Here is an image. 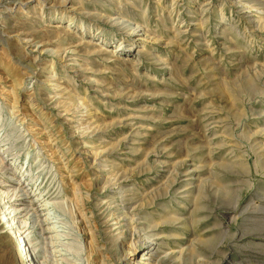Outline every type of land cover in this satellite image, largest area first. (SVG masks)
I'll return each mask as SVG.
<instances>
[{"label": "rangeland", "instance_id": "374dc122", "mask_svg": "<svg viewBox=\"0 0 264 264\" xmlns=\"http://www.w3.org/2000/svg\"><path fill=\"white\" fill-rule=\"evenodd\" d=\"M0 189L33 264H264V0H0Z\"/></svg>", "mask_w": 264, "mask_h": 264}, {"label": "bare ground", "instance_id": "6f19581e", "mask_svg": "<svg viewBox=\"0 0 264 264\" xmlns=\"http://www.w3.org/2000/svg\"><path fill=\"white\" fill-rule=\"evenodd\" d=\"M263 12V11H262ZM72 25V23L69 25V26H71ZM136 27H139L140 26V28H141V25H139V26H137V25H135ZM141 29H143V27L141 28ZM139 30V29H138ZM144 30V29H143ZM140 31H142V30H140ZM133 32V31H132ZM137 33V32H136ZM141 33H143V32H141ZM146 33V32H145ZM140 34V33H139ZM143 35V34H142ZM148 35H150V34H148ZM145 36V35H144ZM141 37V36H140ZM142 38V37H141ZM133 41H131L130 42V45H131V43H132ZM90 43V42H89ZM103 44H105V41H101V42H99V43H96L95 45L99 48V49H102V46L101 47H99L100 45H103ZM119 45V44H118ZM118 47V46H117ZM117 47H116V49H117ZM121 47V49H124L125 47H123V46H120L119 45V47L118 48H120ZM143 47V46H142ZM118 50V49H117ZM116 50V51H117ZM120 50V49H119ZM112 53L114 54L115 53V51H112ZM110 58V57H109ZM111 58H114V57H111ZM83 102V101H82ZM81 101H80V103H82ZM79 103V104H80ZM83 104V103H82ZM13 107V106H12ZM85 107V106H84ZM3 140V139H2ZM33 143V142H32ZM13 162V161H12ZM108 166V165H107ZM105 167V166H104ZM108 167H106V169H107ZM23 169H24V167H23ZM25 171H27V170H25ZM3 194H4V192H2V190L0 189V207H1V209L2 210H5L4 211V214H3V212L1 211V213H0V215H2L1 216V221L2 222H5V224H7V229H9V233H11V234H15V236L16 237H18V241H22L23 240V243H24V252L22 253L23 255H22V259H29V261H30V264H33L34 263V255H33V257H32V255H30V250L31 249H29V247L30 246H28V243H27V241L24 239V234H21V231L16 227V221H15V219H14V217L12 216V211L10 210V207L8 208L7 207V204L6 203H4V201H3ZM14 196H18L17 194H14ZM31 197V196H30ZM79 199V196H78V192L77 191H75L74 192V200L75 201H77ZM32 200V199H31ZM45 206H46V208L48 207V206H50L49 204H44ZM76 205V204H75ZM73 206V205H72ZM44 207V206H43ZM20 208V207H19ZM19 208H17L18 210H19ZM17 209H15V211L14 212H16L17 211ZM73 209V208H72ZM48 219H49V217H48ZM48 219L46 218V220L48 221ZM45 220V221H46ZM4 224V223H3ZM48 225V224H47ZM56 225V224H55ZM44 226V225H43ZM4 227V226H3ZM4 229V228H3ZM52 229H54L55 230V228L53 227ZM47 230H51V228H48ZM46 232V231H45ZM50 232V231H49ZM135 232V231H134ZM137 232V231H136ZM57 235V234H56ZM10 236V235H9ZM12 238V237H11ZM52 239V238H51ZM135 241V240H134ZM30 243V242H29ZM136 244V243H135ZM146 243H142V241H141V245L144 247H146L145 248V254L143 255V257H142V262L141 263H136V264H157V263H155V259H157V258H160L161 257V254H160V246H159V244H157L156 242H154V241H152L150 244H148L147 246L145 245ZM18 246H19V248H20V244L18 243L17 244ZM136 246V245H135ZM137 248V247H136ZM70 249V248H69ZM71 250V249H70ZM31 258V259H30ZM128 257H126L124 260H126ZM128 260V259H127ZM24 261V260H23ZM104 264V263H103ZM131 264V263H130Z\"/></svg>", "mask_w": 264, "mask_h": 264}]
</instances>
